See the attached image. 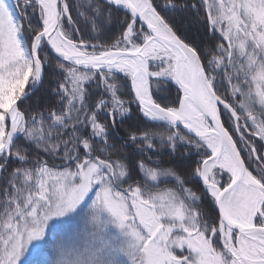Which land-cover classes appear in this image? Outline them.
<instances>
[{
	"label": "snow or ice",
	"instance_id": "obj_1",
	"mask_svg": "<svg viewBox=\"0 0 264 264\" xmlns=\"http://www.w3.org/2000/svg\"><path fill=\"white\" fill-rule=\"evenodd\" d=\"M45 247L264 264V0H0V264Z\"/></svg>",
	"mask_w": 264,
	"mask_h": 264
},
{
	"label": "trees",
	"instance_id": "obj_2",
	"mask_svg": "<svg viewBox=\"0 0 264 264\" xmlns=\"http://www.w3.org/2000/svg\"><path fill=\"white\" fill-rule=\"evenodd\" d=\"M177 21H178V24L181 26V29H182L183 32H185L187 34H190V35H196L197 34V28H199V25H197L194 21L193 22H189V21H186V20H181L179 17H177ZM200 31L202 32L203 30L200 29ZM52 82L53 81L50 78L46 77V79L44 81L45 89L47 88L48 84L52 83ZM39 95H40L41 99L43 100L44 90H42ZM127 127H129V124H124L123 125V128H127ZM119 134H120L121 137L124 136V132L122 130H119ZM129 154L133 158H138L136 156L135 152L132 151L131 149L129 150ZM169 162L170 163H175L178 169H184L186 167V164L183 161L169 159ZM191 186L198 188L199 184H193ZM64 227L67 228V225H65ZM64 227H62V228H64ZM62 228L60 227L58 229V231L61 230ZM66 228H65V230H66ZM47 256H48V254H43L39 259H37L36 261H32L30 264H47L48 259H49Z\"/></svg>",
	"mask_w": 264,
	"mask_h": 264
},
{
	"label": "rangeland",
	"instance_id": "obj_3",
	"mask_svg": "<svg viewBox=\"0 0 264 264\" xmlns=\"http://www.w3.org/2000/svg\"><path fill=\"white\" fill-rule=\"evenodd\" d=\"M53 223L57 224V227L53 229L50 226L49 232L46 235V240H51L54 237H59V236L63 235L64 233H66L70 228L74 227V222H72V221H69L68 222V220L58 221V222H53ZM65 225H67V228L64 227ZM60 227L61 228L64 227V228H62L61 230L58 231V229ZM65 228H66V230H65ZM49 253H50V249H48L47 247H45V249L40 254L30 256L27 259L31 263L32 261H36L37 259H39L43 254H48L47 257L49 258Z\"/></svg>",
	"mask_w": 264,
	"mask_h": 264
}]
</instances>
